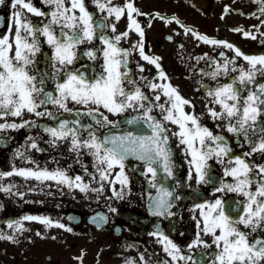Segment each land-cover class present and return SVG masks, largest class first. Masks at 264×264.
I'll return each instance as SVG.
<instances>
[{"label":"snow or ice","instance_id":"obj_1","mask_svg":"<svg viewBox=\"0 0 264 264\" xmlns=\"http://www.w3.org/2000/svg\"><path fill=\"white\" fill-rule=\"evenodd\" d=\"M44 2L52 6L50 13L34 6L31 0H10L16 9L12 13L15 32L14 35L10 31L0 34V118L9 115L22 117L28 112L36 117L48 115L55 120L56 117L48 108L41 110L42 106L48 103L65 112L85 113L94 121L95 127L79 119L75 121L59 119L56 126L45 125L44 131L50 134L48 142L52 146L57 145L58 141L67 140L69 149L78 158L82 155V149L87 150L93 157L95 171L89 173L86 166L83 171L88 173L92 180H96L98 174V187H92L91 181H85L78 173L70 174L67 168L41 167L31 155L21 152L19 148L16 149L15 155L36 166H12L9 171H0V178L16 174L40 182L50 180L55 181L57 186L66 185L69 189H79L86 194L89 191L94 193L102 191L103 182L108 181L113 194L121 199L125 195V187L130 184L125 162L132 157L143 162V173L150 187L155 189V192L147 193V211L153 216L170 217L175 214L174 204L182 198L177 188L169 187L165 180V177L172 178L176 186L182 183L181 180L175 179V162L170 143V136H176L184 146L185 158L189 164L187 172L189 180H194L197 186L211 184L214 192H235L237 196H242L243 200L229 202L223 196H216L211 200L202 199L194 190L190 195L194 200L200 199L201 202L192 204V209L199 210V214L195 217L197 220L195 237L186 244L189 253L182 251L181 246L166 235L159 224L155 226L151 235L158 238V242L163 245V250L174 264H180L181 261L183 264H188L189 261L192 264H204L202 259L190 254L195 247L209 246L208 240L201 239L202 235H210L215 245L214 259L209 264H264V235L249 238L250 232H264V163L255 164L254 167L259 172L254 173L253 165L245 158L258 150L264 153V126L259 129L261 133L259 138L255 141L249 139L250 132L257 129V122L264 115V80L258 82L256 79L257 76L264 77V53L247 54L235 43L226 39H215L189 28L175 15L165 16L159 11L154 13L162 21H174L185 34L191 33L200 41L234 50L235 55L231 57H226L223 51L219 52V57L223 58L222 62L210 57L214 67L209 71L203 68L199 71L215 81L214 85H203L207 89V97H211L207 113L213 119L225 121L224 126L228 132L237 134L238 142L239 134L243 133L245 140L253 145L251 152L245 153L244 156L237 155L232 152L230 143L224 135L213 132L201 122L203 113L186 109L187 105H193V101L182 95L178 86L171 83L160 62L162 57L146 52L145 28L136 18L142 13L134 0H127L124 6L113 5L110 0H92L102 13L106 11V16L99 18H94L85 0H70V4H66L65 0ZM0 3H3V0H0ZM257 3L256 12L249 15L257 16L259 24L254 27L257 32L264 35V32L260 31L264 26V0H257ZM21 9H27L36 15L50 16V19L36 25L24 16ZM229 11V5H225L224 12ZM125 15L126 29L134 30L139 37L134 41L133 47H124L120 43L122 39L129 37V31L117 33L116 24L107 21V17H114L119 21ZM56 25L60 26L59 31L56 30ZM8 27L10 29L11 24ZM106 28H111L114 34L108 35L104 32ZM233 31L242 33L245 38H255V33L242 28H235ZM41 36L51 48L50 66L44 70L40 69L41 62L36 59V54L42 48ZM96 39H99L102 45L99 51L94 46L77 48L85 41L92 42ZM168 39L171 40L172 37L169 36ZM133 51L138 52L144 61L155 66L156 76L160 82L143 75L144 64L138 62L136 64L140 72L138 79L144 81L145 86L153 91L154 99L149 98L142 85L133 78V70L129 67ZM81 54L92 61H97L98 57L100 59V62L94 65L91 75L68 67L73 65ZM238 57L247 62V67L236 63ZM230 71L237 74L228 82L217 79L220 75L229 76ZM49 79L54 82L53 90H46L44 87L46 80ZM125 81L131 87H128ZM248 85H254L256 90L248 88ZM245 89L247 95H242ZM162 95L165 97L163 102ZM69 101L84 107L78 110L71 108ZM213 104L218 105L219 109L211 106ZM129 109L135 114L126 116L123 120L109 119V113L119 115ZM154 109L160 110L159 115L154 114ZM165 122L175 125L171 133ZM36 123L37 121L31 119H21L19 122L5 120L0 122V131L31 127ZM133 124L147 125L150 132L108 129L110 125L119 128L121 125ZM98 128L105 129V134H100ZM83 131H87L86 136L82 135ZM28 139L31 141L29 145L31 148L43 151L35 138L29 136ZM213 158L223 166L224 176L232 177L230 181L215 175L210 164ZM117 167L118 171L113 175V169ZM161 172L164 176L160 175ZM116 182L120 184L119 189L115 187ZM12 188V184L0 183V189L5 192H10ZM16 195L23 196L24 193L17 191ZM110 210L116 211L115 208ZM92 219L96 227H101L107 222L108 217L104 213H97ZM24 220L41 221L46 226L55 225L72 231L68 225L46 215H25L19 220H9L7 223L9 228L23 230L25 226L21 221ZM240 225L250 231L242 229ZM116 230L120 231V228ZM4 238L11 241L15 236L6 235ZM203 248L201 256L204 254ZM141 262L148 264L143 253L140 262L129 259L125 264Z\"/></svg>","mask_w":264,"mask_h":264},{"label":"flooded vegetation","instance_id":"obj_2","mask_svg":"<svg viewBox=\"0 0 264 264\" xmlns=\"http://www.w3.org/2000/svg\"><path fill=\"white\" fill-rule=\"evenodd\" d=\"M34 6L50 13L52 6L46 4L44 0H31ZM127 0H110L113 5H126ZM70 4V0H65ZM86 6L93 13L94 18L106 16V11L102 13L92 0H85ZM135 5L141 10V15L137 19L145 28V49L148 54H154L162 57L161 64L163 70L167 73L173 85L178 86L179 91L186 98L193 101V105H187L186 109L203 113L201 122L208 126L213 132L224 135L230 143L232 152L244 156L251 152L252 144H249L243 133L237 134L228 132L224 126L225 121L213 119L207 113V107L211 97H207V89L203 85H214L215 81L205 76L199 69L205 71L214 67L210 62V57L218 60L222 59L218 53L223 51L226 57L235 55L234 50L225 46L212 45L195 38L191 33L185 34L183 29L174 21L165 22L154 15L159 11L165 16L175 15L182 20L189 28L209 35L215 39H226L235 43L241 50L247 54L264 53V35L256 31L254 25L259 24L257 16L249 15L256 12L257 0H134ZM225 5H229L230 11L224 12ZM18 8L20 6H17ZM16 9L10 3V0H3L0 3V34L8 33L14 35L15 23L12 13ZM24 16L30 19L34 24L41 25L50 19V16L36 15L21 9ZM78 12V10H77ZM151 14V15H145ZM135 15V13H134ZM108 23L116 24V32L125 31L126 15L119 21L114 17H107ZM11 24L9 29L8 25ZM59 31L60 26L56 25ZM235 28H242L255 33V38H245L242 33L233 31ZM129 37L121 40L124 47H133L138 34L134 30H128ZM264 32V26L260 29ZM108 35H113L111 28L104 29ZM99 34V32H98ZM172 39L169 40L168 37ZM42 48L36 54V59L40 61L39 67L44 70L50 66V46L40 37ZM94 46L97 51L102 47L99 39L92 42L85 41L77 46L78 49H85ZM14 54V53H13ZM207 54V55H205ZM48 62V63H46ZM100 62L90 60L87 56L81 54L79 59L69 68H75L79 71L91 75L93 67ZM145 65L143 75L150 76L157 82H160L156 76L154 65L149 64L139 57L138 52L133 51L129 67L132 68L133 78L142 85L143 90L154 99L153 91L145 86L144 81L138 79L140 72L136 64ZM236 63L247 67V62L242 57H238ZM231 67V66H230ZM236 72H229V76L220 75L217 79L221 82L235 76ZM257 81L264 80V77L257 76ZM125 84L128 87L131 85ZM46 90H53L55 85L52 80H46L44 85ZM248 88L255 89L254 85H248ZM242 95H247V89L243 90ZM165 97L161 96V102ZM219 109L218 105H211ZM69 107L81 109L83 105L69 101ZM53 112L56 119L48 115L36 117L33 113L25 112L22 117L7 116L0 118V122L5 120L31 119L37 123L31 127L24 126L17 129H7L0 131V171H9L12 166L16 167H35L36 165L21 159L15 155L17 148L33 157V160L41 167L54 169L56 167L67 168L72 175L80 174L85 181H91L92 187H98L97 174L96 180H92L88 173L83 171L86 166L89 173L95 171L93 168V157L82 149V155L78 158L74 152L69 149L67 140L58 141L57 145L52 146L48 141L50 134L44 131V126H56L59 119H68L69 121L81 120L83 123L93 124L85 113L65 112L57 106L48 103L42 106ZM103 111V110H102ZM154 114L159 115V109H154ZM135 112L129 109L126 113L119 115L108 114L109 119L123 120L126 116L134 115ZM169 132L175 129V125L165 122ZM220 125V127H217ZM264 126V115L257 122V129L250 132L249 139L255 141L261 136L260 127ZM111 131H143L150 132L147 125H121L119 128L108 126ZM100 134H105V129L98 128ZM82 135L86 136L87 131ZM32 136L37 140L43 151L31 148ZM170 143L173 148V160L175 162V179L182 183L175 185L172 178L165 177L169 187H176L177 192L181 193V200L176 201L173 206L174 215L157 217L147 211L148 191L155 192L148 183L147 177L143 173V162L135 158H128L125 162V171L129 176L130 184L125 187V195L118 199L113 194L108 181H104V189L100 192H91L87 194L79 189H69L66 185L57 186L55 181L40 182L34 178L25 179L20 175H12L0 178V183L12 184L10 192L0 189V264H125L126 260H135L140 262L141 253L144 254L148 264H174L171 258L163 250V245L158 242V238L151 235L157 224L161 230L173 241L181 246L182 251L189 253L186 244L195 237L197 231L196 216L199 210H193L192 204L201 202L200 199L194 200L190 195L194 190L202 199H214L216 196H223L226 201H242V196H237L235 192H214L211 184L196 185L194 180L187 178L189 168L188 160L185 158L184 146L179 142L176 136H170ZM253 165V172L258 173L255 164L264 163V153L259 150L245 156ZM210 164L214 168L215 175L226 181L232 179L231 176L225 177L222 171V165L213 158ZM118 171V167L113 169V175ZM150 175V174H149ZM164 176V173H160ZM191 185V186H189ZM218 186V185H217ZM115 187L120 188L119 182ZM255 184H253V188ZM31 189V190H30ZM130 189V190H129ZM24 193L23 196H17L16 192ZM99 196V198H97ZM115 208L113 212L110 209ZM97 213H104L108 219L101 227H96L93 223V217ZM49 216L53 220H59L61 223L72 228L69 232L55 225L46 226L41 221L24 220L23 230H14L9 228L7 221L19 220L21 216ZM244 229L243 225H240ZM120 228V231L116 229ZM250 231L249 229H244ZM39 233V234H38ZM6 235L15 236L14 240L4 238ZM264 235V232H250L249 238ZM201 239L208 240L209 246L195 247L191 250V255L202 259L204 264H209L214 259L213 252L215 245L212 243L210 235H202ZM203 255L201 256V249ZM143 264V262H141ZM183 264V261L180 262ZM188 264H192L191 261Z\"/></svg>","mask_w":264,"mask_h":264}]
</instances>
